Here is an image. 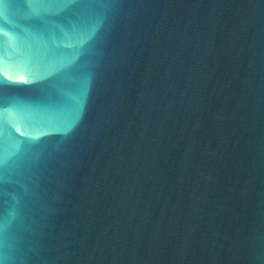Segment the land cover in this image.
Wrapping results in <instances>:
<instances>
[{
  "label": "water",
  "instance_id": "obj_1",
  "mask_svg": "<svg viewBox=\"0 0 264 264\" xmlns=\"http://www.w3.org/2000/svg\"><path fill=\"white\" fill-rule=\"evenodd\" d=\"M0 264H264V0H0Z\"/></svg>",
  "mask_w": 264,
  "mask_h": 264
}]
</instances>
